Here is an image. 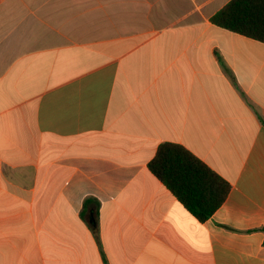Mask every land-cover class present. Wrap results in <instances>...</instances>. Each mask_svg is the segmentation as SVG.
I'll return each mask as SVG.
<instances>
[{"label": "crops", "instance_id": "1", "mask_svg": "<svg viewBox=\"0 0 264 264\" xmlns=\"http://www.w3.org/2000/svg\"><path fill=\"white\" fill-rule=\"evenodd\" d=\"M230 0H0V264H264V43ZM231 184L197 219L148 164Z\"/></svg>", "mask_w": 264, "mask_h": 264}, {"label": "trees", "instance_id": "2", "mask_svg": "<svg viewBox=\"0 0 264 264\" xmlns=\"http://www.w3.org/2000/svg\"><path fill=\"white\" fill-rule=\"evenodd\" d=\"M212 22L264 43V0H230ZM148 167L200 221L208 220L225 202L231 184L185 146L159 145Z\"/></svg>", "mask_w": 264, "mask_h": 264}]
</instances>
